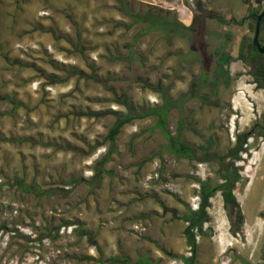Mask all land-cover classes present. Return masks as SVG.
Returning a JSON list of instances; mask_svg holds the SVG:
<instances>
[{
	"label": "rangeland",
	"instance_id": "374dc122",
	"mask_svg": "<svg viewBox=\"0 0 264 264\" xmlns=\"http://www.w3.org/2000/svg\"><path fill=\"white\" fill-rule=\"evenodd\" d=\"M124 1L134 12L150 5L171 9L194 31L170 44L158 33L142 35L130 62L137 28L124 25L131 19L119 0H0V264H113L109 258L121 256L134 264L144 255L157 264H180L159 246L189 254L186 223L178 215L196 207L192 176L198 166L214 183L216 165L161 152L166 140L149 129L151 119H142L122 129L107 173L95 176L107 146L92 148L115 120L109 111H125L115 97L124 93L134 105L150 107L160 98L144 83L169 85L171 97L188 100L191 123L183 139L199 157L211 135L218 139L211 150L223 153L236 143L237 128L264 113V91L241 60L229 66V87L219 83L217 92L205 90L204 104L193 94L203 71L214 72L224 33L233 34L228 48L234 56L244 38L252 42L256 20L250 9H264V0ZM6 97L24 105L13 112ZM228 103L235 107L230 115ZM170 118L176 131L178 116L172 112ZM223 121L231 122L230 131L222 130ZM262 155L254 152L242 172L250 176L238 196L244 232L230 230L217 196L204 226L208 233L197 236L196 264H241L239 257L264 261V219L258 214L264 211ZM19 179L52 194L28 191ZM79 222L91 234L79 238Z\"/></svg>",
	"mask_w": 264,
	"mask_h": 264
},
{
	"label": "trees",
	"instance_id": "16d2710c",
	"mask_svg": "<svg viewBox=\"0 0 264 264\" xmlns=\"http://www.w3.org/2000/svg\"><path fill=\"white\" fill-rule=\"evenodd\" d=\"M120 6L119 9L122 13L131 19L130 23L124 24L127 29H131L133 27L137 28L136 33L134 35V42L131 45L132 49L130 50V56L128 57L130 62L136 58L137 53L133 49V46L138 41V39L145 34L148 33H158L161 38L166 43H171L176 37H180L186 39L191 36L194 31V25H186L182 21L179 20L177 13L172 11L171 9H161L156 8L153 5L147 7L145 12H134L129 7V2L124 0H119ZM262 5L257 4L250 9V16L256 20L257 15L262 11ZM200 9V6H199ZM251 28L255 29V25L253 23L250 25ZM264 28V25H263ZM232 32L227 31L222 35V41L216 48V67L214 69V73L204 74L200 79L195 80L193 83L197 85L194 93V97L199 95V92L205 90V88L211 89L217 92V88L219 83H223L225 86L229 87L232 84V77L230 74V64L236 60H242L245 65L249 67V73L253 77L255 84L259 86L264 85V55L260 53L258 50H254L253 43L248 42L246 38L243 39L238 56H234L228 48V42L232 38ZM68 71L78 72L77 69L73 67H69ZM59 80L60 78L57 77ZM97 80H101L98 77H95ZM58 82L57 80L53 83ZM146 87L150 88L153 92L158 94L160 98V102L156 105L150 107H138L134 105L130 99L123 93L119 96H116L115 89H112V92L116 96L114 101L120 105L125 107V111H109L114 116V122L108 127L107 132L103 135V141L101 143H97L92 148L93 150L97 148L98 145H106L107 152L98 160L95 167V176L97 175L101 178L102 174L107 173L105 169V164L111 160L112 154L118 152L117 140L119 135L122 132V129L136 120L142 119H151L153 121L152 126L149 127L150 130H158L164 139L166 140V144L160 149L167 150L168 153L174 155L178 158H184L188 160H199L201 157L197 155V148L189 145L183 139V132L185 129L189 127L191 123L186 117V102L188 101L184 96H180L177 98H173L170 96V86H164L162 81H158L155 85L144 83ZM206 95V94H205ZM207 96V95H206ZM201 98L202 103L206 102V97L199 96ZM7 100L14 104L13 112L18 108L22 107L24 103L15 102L13 97H6ZM175 112L178 116L177 118V127L176 131H172L170 128L171 123V114ZM86 115V113H83ZM88 115H92L89 113ZM9 141L23 142V141H32L35 140L32 137L27 138H15L10 137ZM240 142H236L232 147L229 148V152L227 154H219L218 152H210L209 148L212 145L213 141L210 140L206 147L201 146V148L205 151V156L202 160L213 161L215 159L219 164H221L222 160H224L227 156L231 159L239 158L240 155L239 150L244 146L242 140H238ZM48 143H46L47 145ZM49 146L51 144H48ZM148 160V159H147ZM234 181L238 177L237 167L234 166ZM19 183L21 186L28 191L40 192L41 194L51 195V191H41L40 187L33 184H25L23 180L19 179ZM206 189H210L207 183L204 184ZM222 186V185H221ZM224 186V185H223ZM34 187V189H32ZM225 187V186H224ZM234 196H227L226 201L234 200ZM208 204L207 197L205 196L199 208L195 210H190V213L184 215H178L179 219H183L189 223L188 228L184 231L185 236L187 238V244L192 249L197 250L198 242H197V233L195 230L201 228L206 221L210 220L209 213L207 211ZM69 224V222H65ZM73 224V223H70ZM75 234L79 238H83L84 236L91 234L89 231L83 229L82 223H76ZM243 233V230L240 228V233ZM204 234V233H203ZM45 235H41L39 240ZM159 248L166 254L170 256L181 258L182 255L176 254L168 251L164 247ZM113 264H129V259L127 257H112L109 258ZM134 264H157L153 261V259L149 258L148 255L140 256Z\"/></svg>",
	"mask_w": 264,
	"mask_h": 264
},
{
	"label": "flooded vegetation",
	"instance_id": "af4514ba",
	"mask_svg": "<svg viewBox=\"0 0 264 264\" xmlns=\"http://www.w3.org/2000/svg\"><path fill=\"white\" fill-rule=\"evenodd\" d=\"M263 25H264V21H263ZM263 25H262L261 31H262V29H264ZM261 31H260V42L262 45H264V39L261 36ZM254 32H255V29H254ZM252 43H253V40H252ZM253 47H254L253 48L254 50H258V48L255 47L254 45H253ZM239 50H240V47L238 49V54H239ZM238 54H237V56H238ZM262 54L264 55V53H262ZM204 74H208V72L203 71V74L201 75V77ZM255 85H258V84H255ZM197 87H198L197 85H194V87H193L194 92H195ZM207 89L208 88H205V90H207ZM258 89H261L264 91V85H262V86L258 85ZM205 90L200 91L199 95L196 96V98H198L201 103H202V101H201V98L199 96L204 95L205 97H207L204 93ZM226 108L230 109L229 115L235 110V107H233V105H230V103L227 104ZM237 112L240 113V111H237ZM226 119L230 120L229 116L228 117L226 116ZM229 123H231V122L230 121L229 122H226V121L222 122V124H223L222 130L223 131H230V128L228 127ZM237 126H239V124L236 122L235 128H237ZM235 139L237 140V142H240L238 140H242V142L244 144V146L242 145V148L239 150V153H238L240 155L239 158H236L233 160L227 156L224 160H222L221 164H219L215 159H212L213 161L202 160L204 158V156L201 157L202 159L200 158L199 160H197L199 164L211 163V164L216 165V168L214 170V174H215V178L217 181L212 183V174L209 172L206 173V171L204 170V172H203L205 174V176H204L203 173L201 174V168L198 166V168L196 170V172H197L196 175L192 176L193 180L195 181L194 193H195L196 198H197L196 199V207L191 208L190 206H186L185 212L181 213L180 215L190 213V210H195V209L199 208V205L205 196L207 197L208 204H210L207 207V211L209 213V209L212 207L213 199L216 198L217 196H219L221 199V203L223 206L225 216L227 217V219L230 223V227H229L230 230L233 233H236L237 235H239L240 234V228L243 230L244 215H243V211L241 209V204H240V201L238 199V196H239V194L242 193V191H244L246 189V187H247L246 185L249 184V177H250L249 175H246V177L244 178V176H242V172H244V170L247 169V166H250L249 163L254 156V152L262 151L263 155H262L261 161L264 158V113L257 114V116L252 120L251 124H249L245 128H243V129L237 128V134H236ZM210 140L213 141L212 145L209 148L210 152H218L219 154H227L229 152V149L223 153H220L217 149L211 150V147H213L215 145L216 140H218V139H217V136L213 134V135H211V138L209 139V141ZM207 145L208 144H205L203 146L206 147ZM200 149H202V148L200 147ZM203 153L205 155L204 150H203ZM233 161H234V166L237 167V170H238V177L235 181L233 180L234 175H235L234 174L235 169L233 167ZM205 183H207L210 186L209 190L205 188V185H204ZM226 195L228 197L233 195L235 198H234V200H230L229 202H227L226 201ZM258 214L260 217H262L264 219V211H261ZM209 216H210V213H209ZM180 220H182L186 223V227L184 228V231H185L186 228H188L189 223L183 219H180ZM210 221H211V216H210V220L206 221L205 224L209 223ZM205 224L201 228H199V229L197 228L195 230V232L198 234L197 235L198 237L204 236L208 233V231H207L208 227L205 228L204 227ZM243 232H244V230H243ZM186 242H187V238H186ZM188 249H190L189 254L188 255L182 254V257L179 258L180 264H196L195 259H196L197 252H198V246H197V250L192 249L190 246H188ZM239 259H240L241 264H252L250 261H247L243 257H241V258L239 257ZM254 264H264V261L254 263Z\"/></svg>",
	"mask_w": 264,
	"mask_h": 264
},
{
	"label": "water",
	"instance_id": "95a60500",
	"mask_svg": "<svg viewBox=\"0 0 264 264\" xmlns=\"http://www.w3.org/2000/svg\"><path fill=\"white\" fill-rule=\"evenodd\" d=\"M264 21V9L257 15L255 23V32L253 37V45L258 48L261 53H264V45L260 42V31Z\"/></svg>",
	"mask_w": 264,
	"mask_h": 264
},
{
	"label": "built area",
	"instance_id": "2783aa9c",
	"mask_svg": "<svg viewBox=\"0 0 264 264\" xmlns=\"http://www.w3.org/2000/svg\"><path fill=\"white\" fill-rule=\"evenodd\" d=\"M70 230H71V228H70Z\"/></svg>",
	"mask_w": 264,
	"mask_h": 264
}]
</instances>
